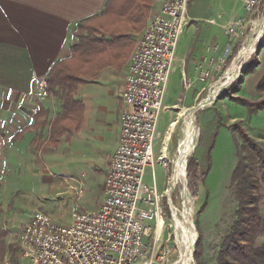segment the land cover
<instances>
[{"label":"crops","instance_id":"1","mask_svg":"<svg viewBox=\"0 0 264 264\" xmlns=\"http://www.w3.org/2000/svg\"><path fill=\"white\" fill-rule=\"evenodd\" d=\"M106 2L0 0V183L48 180L44 189L60 188L54 196L60 203L59 195L69 192L68 180L79 179L85 187L81 204L88 211L97 210L104 198L110 160L120 140L121 90L131 56L148 18L160 11L164 0H154L144 28L130 32V43H122L114 52L122 50V58L105 65L95 80L79 85L77 97L82 100L83 113L79 118L69 117L55 140L51 134L58 113H52L56 98L47 94V82L42 84L41 80H46L45 73L56 59L69 56L76 41L72 34L75 24L100 13ZM189 15L191 21L184 32L194 23L195 32L185 41L184 53H176L175 64H179L182 76L185 72L193 79L206 46L215 43L223 49L228 44L230 37L223 26L250 14L235 0H190ZM212 19L217 23L210 22ZM40 104L48 108V115L43 112L37 116ZM174 104L165 102L168 109ZM36 117L43 124H35ZM161 118L159 130L164 133ZM155 152L160 154L156 147ZM39 198L47 204L46 196Z\"/></svg>","mask_w":264,"mask_h":264},{"label":"built area","instance_id":"2","mask_svg":"<svg viewBox=\"0 0 264 264\" xmlns=\"http://www.w3.org/2000/svg\"><path fill=\"white\" fill-rule=\"evenodd\" d=\"M239 1L250 16H259L264 7V0ZM189 3L190 0H164L160 11L148 18L138 39L121 90L124 108L120 116V140L110 160L99 208L88 211L80 205L77 199L84 194V184L71 178L76 183L70 184L75 190L71 195V222L62 225L46 212L34 210L23 224L20 236L21 264L169 261L171 249L160 238L165 225V205L169 206L172 198L168 196L169 187L159 190L154 168L157 163L166 164V147L159 155L155 147L162 137L159 122L167 108L164 102L179 39L191 21ZM210 22L217 23L215 19ZM245 26L241 18H233L223 26L230 37L228 44L223 49L215 43L206 46V53L196 67L195 80H211L228 70V60L238 45L237 39L245 34ZM183 80L186 88L194 83L185 72ZM41 82L44 84L46 80ZM147 166L153 169L152 184L144 180ZM67 197L60 195L62 200ZM1 264L16 261L8 255Z\"/></svg>","mask_w":264,"mask_h":264},{"label":"rangeland","instance_id":"3","mask_svg":"<svg viewBox=\"0 0 264 264\" xmlns=\"http://www.w3.org/2000/svg\"><path fill=\"white\" fill-rule=\"evenodd\" d=\"M263 15L264 7H261L259 16H249L247 19H243L247 26H245V34L236 41L240 43L238 54L251 32L253 24L250 20L253 21ZM194 32L195 23L189 26L180 37L177 48L178 55L184 53L185 41L190 40ZM263 51L264 29L254 37L252 51L250 53L247 51L249 57L246 58L247 55H245L241 60L237 59L236 67L229 76L230 85L226 86L208 106L195 112L198 138L196 148L188 160L194 157L199 170H207L203 178L200 171L197 180H195L196 186L198 185L197 192L191 189L190 182L193 184L194 180L191 181L187 168H185L186 178L185 174L180 179L175 178V173L172 180H167V178H171L173 171L176 172V167L182 161L180 140L183 136V125L191 121L190 110L196 108L198 104L201 105L202 100L214 86V82L224 77L226 69L214 75L211 80L195 81L196 68L195 78L192 79L194 83L190 88L185 87L178 63L175 64L171 72L165 102H176V104L169 109L165 108L166 112L164 110L162 113L161 128L164 133H162L159 146L156 145V151L160 154L161 150L166 147L164 151L166 164L157 163L154 167L159 190L162 191L169 187L170 195L168 196L172 198L169 205L170 213L166 212L165 225L160 238L165 241L164 243L169 244L171 249L169 261L166 264H181L182 250L189 243L183 230L176 229V222L183 219L184 213L188 209L187 202H191L194 208L192 217L190 219L185 217L186 222L190 221L193 229L192 264L216 263L222 240L234 221L237 204L232 177L241 159L242 151L240 150V139L231 129V125L237 120H242L238 131L250 133L249 135L253 139L264 146V109H261L264 107V87L261 90L258 89L264 79ZM186 75L190 77L188 73ZM237 97L248 98L253 101L254 107L250 108L247 103L237 100ZM257 104H260V110L254 109ZM52 105L57 106L53 107L52 113L60 110L59 100L56 99ZM48 177L50 178L51 175ZM144 180L148 184L153 183L151 166L146 167ZM41 181L2 180L0 183V264L8 255L15 259L16 264L22 263L20 236L23 224L34 210L39 209L46 212L62 225H69L71 222L73 205L71 195L75 192L71 185L76 183L72 180L68 181L69 192L62 193L68 197L62 200L60 194L58 200L62 202L59 203L54 196L60 191V188L49 187L46 191L44 187L47 188L48 180ZM186 183H188V189ZM40 196L41 198L47 197V204L43 203ZM82 196L77 199L80 203H82ZM89 202L85 201L84 203L88 204ZM262 211L264 212V207ZM258 243H264V234L258 238Z\"/></svg>","mask_w":264,"mask_h":264},{"label":"trees","instance_id":"4","mask_svg":"<svg viewBox=\"0 0 264 264\" xmlns=\"http://www.w3.org/2000/svg\"><path fill=\"white\" fill-rule=\"evenodd\" d=\"M153 4L154 0H107L100 13L75 24L72 34L76 41L70 47L69 56L56 59L45 73L47 94L60 101L51 139L58 138V132L62 127L66 128L65 122L69 117L74 119L82 115L83 103L77 97L79 85L95 80L105 65L115 58H122V50L120 53L114 52L121 48L122 43H130V32L144 28ZM239 45L235 47L227 67L237 56ZM262 87L264 79L258 89ZM236 99L247 103L250 108L254 107L253 101L248 98ZM40 105L37 116L43 112L48 115V108ZM260 107L257 104L254 109L260 110ZM240 121L231 125L240 139L242 151L232 177L237 202L235 218L222 240L215 264H264V243H258V238L264 234V146L253 139L250 133L238 131ZM34 122L43 124L37 117ZM30 126H34L33 123ZM187 169L191 181L194 180L193 184L190 182L191 189L197 192L195 180L201 170L196 166L194 157L189 158ZM206 172L201 171L202 178ZM165 210L170 213L168 204Z\"/></svg>","mask_w":264,"mask_h":264},{"label":"bare ground","instance_id":"5","mask_svg":"<svg viewBox=\"0 0 264 264\" xmlns=\"http://www.w3.org/2000/svg\"><path fill=\"white\" fill-rule=\"evenodd\" d=\"M252 29L251 32L248 36L247 42L244 44V46L241 48L239 57H237L234 61V63L228 68L226 73L224 74V77L221 78L219 81L214 82V86L212 87L211 91L205 96V98L202 100V103L200 107H205L208 106L213 99H215L216 96L228 85H230L229 76L232 70L236 67L237 64V59L238 61L241 60L242 58L247 55L246 58L249 57L247 51L249 53L252 51V42L253 39L256 35H259L261 31L264 29V15L262 17H258L252 21ZM239 71V70H237ZM213 84V83H212ZM197 111L196 108H193L190 110V118L191 121L188 123H184L183 125V136L180 140V145H181V156H182V161L179 163V165L176 167V172L173 171V174L171 176V180L174 177L175 173V178H186L187 172H185V168L187 165V160L188 157L193 153V150L196 148V142L198 138V125L196 123V116L195 112ZM186 196V195H185ZM186 200V199H185ZM187 211L184 213L183 219L180 221L176 222V229L183 230L186 240L189 239V243L184 247L182 250V255H181V264H192V251H193V229L192 225L189 222H186L185 217L190 219L192 217V214L194 212V208L191 202H187ZM178 211V210H177ZM176 211V212H177ZM180 217V216H179ZM186 242V241H185Z\"/></svg>","mask_w":264,"mask_h":264},{"label":"water","instance_id":"6","mask_svg":"<svg viewBox=\"0 0 264 264\" xmlns=\"http://www.w3.org/2000/svg\"><path fill=\"white\" fill-rule=\"evenodd\" d=\"M238 55H239V54H238ZM202 108H204V107H200L199 104H198V106L196 107L197 111L200 110V109H202ZM187 185H188V183H186V188L188 189Z\"/></svg>","mask_w":264,"mask_h":264}]
</instances>
